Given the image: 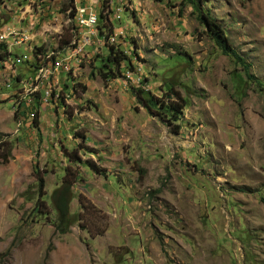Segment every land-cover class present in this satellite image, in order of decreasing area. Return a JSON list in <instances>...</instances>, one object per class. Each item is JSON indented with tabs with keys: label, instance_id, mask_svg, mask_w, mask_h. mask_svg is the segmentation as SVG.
Listing matches in <instances>:
<instances>
[{
	"label": "rangeland",
	"instance_id": "obj_1",
	"mask_svg": "<svg viewBox=\"0 0 264 264\" xmlns=\"http://www.w3.org/2000/svg\"><path fill=\"white\" fill-rule=\"evenodd\" d=\"M191 1L99 0L88 30V0H0V264H264V0L197 4L248 69ZM110 48L130 58L116 78ZM168 88L186 104L176 134L135 95ZM66 168L70 214L86 200L103 235L38 215L34 172L48 200Z\"/></svg>",
	"mask_w": 264,
	"mask_h": 264
},
{
	"label": "trees",
	"instance_id": "obj_2",
	"mask_svg": "<svg viewBox=\"0 0 264 264\" xmlns=\"http://www.w3.org/2000/svg\"><path fill=\"white\" fill-rule=\"evenodd\" d=\"M199 0L196 2L191 1L195 10L198 12V19L201 24L206 28L209 35L215 41L216 45L220 48L222 53L225 55L231 56L236 61L241 63L247 69V66L244 60L236 53V51L230 45L227 37L225 36L224 29L220 24L217 23V20L211 18L208 13H202L198 9ZM73 16V13H71ZM124 63L127 67H130V58L126 56L123 52L116 50L113 51L110 48L109 54L104 60L103 68L108 72V75L104 76L105 78H116L117 73L116 70L110 68L109 65H113L118 67ZM114 71V72H112ZM84 90V88H82ZM135 95L141 105L146 109V111L162 122L166 123L169 127L171 133H178L180 128L179 122L180 118L183 114V110L185 108V101L180 96V94L174 91L172 88L166 89V91L159 97L151 95L149 92H143L137 90ZM36 123V119L34 120ZM66 156L71 159H78L75 152L66 153ZM10 159V145L4 140L0 143V164H6ZM83 166H86L89 170L100 173L101 170L91 161L85 160L82 162ZM35 179L37 180L38 186V199L35 204V209L38 212V215L47 217L50 215L49 213V205L52 207V211L55 213V221L53 222V226L56 232L59 234H66L69 232L70 227L78 222L79 227L87 231L90 238H94L97 236H101L105 233L107 229V225L105 222L95 224L96 218L92 216L93 211L95 209L91 206V204L85 202L86 200H82L79 197V209L81 212H78L76 216L70 214L69 205L73 198V193L71 191L75 181H77V174L69 169H65L63 173V177L60 183V186L56 188L50 195L49 199H44L45 193L44 189V178L40 174V172H34ZM262 202L264 199L262 198ZM87 216V217H86ZM91 226H94L92 228Z\"/></svg>",
	"mask_w": 264,
	"mask_h": 264
},
{
	"label": "built area",
	"instance_id": "obj_3",
	"mask_svg": "<svg viewBox=\"0 0 264 264\" xmlns=\"http://www.w3.org/2000/svg\"><path fill=\"white\" fill-rule=\"evenodd\" d=\"M80 3L77 7H75L78 25L82 28L91 30L94 27L95 21L97 19L91 6L93 5L95 7V5H98L99 0H88V3H84L82 5H80Z\"/></svg>",
	"mask_w": 264,
	"mask_h": 264
},
{
	"label": "bare ground",
	"instance_id": "obj_4",
	"mask_svg": "<svg viewBox=\"0 0 264 264\" xmlns=\"http://www.w3.org/2000/svg\"><path fill=\"white\" fill-rule=\"evenodd\" d=\"M95 24H96V21H95Z\"/></svg>",
	"mask_w": 264,
	"mask_h": 264
}]
</instances>
